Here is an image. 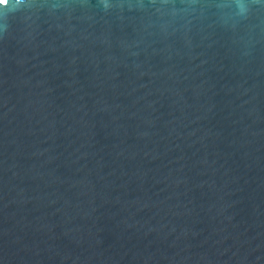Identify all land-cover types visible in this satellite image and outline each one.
I'll list each match as a JSON object with an SVG mask.
<instances>
[{"label": "water", "instance_id": "95a60500", "mask_svg": "<svg viewBox=\"0 0 264 264\" xmlns=\"http://www.w3.org/2000/svg\"><path fill=\"white\" fill-rule=\"evenodd\" d=\"M0 264H264V0H0Z\"/></svg>", "mask_w": 264, "mask_h": 264}]
</instances>
